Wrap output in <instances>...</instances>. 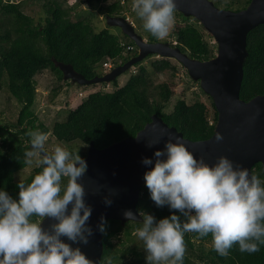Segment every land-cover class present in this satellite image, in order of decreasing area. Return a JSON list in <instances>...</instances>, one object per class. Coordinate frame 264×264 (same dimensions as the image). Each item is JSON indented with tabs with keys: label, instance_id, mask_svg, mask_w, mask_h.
I'll use <instances>...</instances> for the list:
<instances>
[{
	"label": "trees",
	"instance_id": "1",
	"mask_svg": "<svg viewBox=\"0 0 264 264\" xmlns=\"http://www.w3.org/2000/svg\"><path fill=\"white\" fill-rule=\"evenodd\" d=\"M42 1L43 14L35 20L24 11L23 3L0 0V92L6 90L20 106L15 124H0V189L16 198L19 192L17 184L21 181L29 183L41 170L35 166L26 178L16 180V174L28 166L24 154L31 147L30 137L26 135L29 130L51 135L59 142H81L84 145L83 157L87 155L91 142L102 149L134 137L151 122L154 114L191 141L206 140L214 134L218 122L214 102L202 91L199 83L191 80L187 71V78L198 85L209 106L201 101L189 105L180 97L170 107L174 97L170 84L152 87L151 74L143 64H137L136 70L130 69L120 76L130 75L121 87L118 82L120 77L110 83H102L113 85V90L87 94L75 109L68 112L65 121L54 122L51 128L45 126L36 113L37 99L41 95L36 81L39 74L50 72L57 83L64 82L65 87L70 89L72 82L64 80L57 63L71 65L77 73L92 79L105 75L101 67L104 61L110 60L112 66L117 67L130 60L133 54L126 51L127 46L135 44L123 32L118 34L108 28L97 29L94 22L96 11L108 16L119 11L117 6H106L109 0L73 1L84 4L86 9L78 4L66 8L60 0ZM221 1H217V5L239 11L246 8L251 0H229L225 4ZM154 39H151L152 42ZM175 39L176 47L189 53L192 59L206 61L215 55L204 31L197 24H188L182 32L176 33ZM247 51L240 92V98L245 102L264 94V25L248 34ZM150 68L156 74L177 71L166 59L151 61ZM252 173L264 181L260 163L254 166ZM137 208L139 212L152 214L157 220L171 214L167 206H156L146 184ZM139 227L141 224L136 222L122 225L119 221L107 220L106 231L102 233L104 253L101 264L106 261L111 264H147L146 254L135 241L137 236L134 233ZM115 238L126 249L115 251ZM184 239V264H264V245H260L257 252L248 253L241 252L239 245L234 244L227 256H220L213 250L211 234L199 237L197 233L190 232L185 234ZM130 255L131 262L126 260Z\"/></svg>",
	"mask_w": 264,
	"mask_h": 264
},
{
	"label": "clouds",
	"instance_id": "2",
	"mask_svg": "<svg viewBox=\"0 0 264 264\" xmlns=\"http://www.w3.org/2000/svg\"><path fill=\"white\" fill-rule=\"evenodd\" d=\"M175 8V0H132V10L144 29L159 40L169 35ZM190 18L204 31L215 57L217 42L198 20ZM174 41L171 47H176ZM136 47L128 45L126 51L134 56ZM104 63L111 67L105 69ZM112 65L110 60L102 63L104 74L115 68ZM26 135L31 147L24 154L25 162L31 165L35 160L41 170L29 183L17 184L16 198L0 189V264H93L79 247L73 248L62 239L87 244L93 234L86 223L92 208L86 205L85 187L79 182L87 171L86 160L61 144L49 151V137L43 132L29 130ZM222 139V135L216 136L218 142ZM174 140L169 139L163 150L154 153L155 165L144 174L152 201L158 207L167 206L171 212L159 220L139 212L141 227L134 234L143 242L147 264H184V237L190 232L199 237L211 234L213 250L220 256H227L234 244L241 252L259 251V246L264 245V181L225 156L209 165L203 157L197 159L181 137L175 136ZM142 163L152 165L153 160L143 158ZM111 203L105 198L106 205ZM124 217L137 221L131 210L125 211ZM45 218L56 221L47 230L42 227ZM106 224L102 216L100 232L106 231Z\"/></svg>",
	"mask_w": 264,
	"mask_h": 264
},
{
	"label": "water",
	"instance_id": "3",
	"mask_svg": "<svg viewBox=\"0 0 264 264\" xmlns=\"http://www.w3.org/2000/svg\"><path fill=\"white\" fill-rule=\"evenodd\" d=\"M175 5V11L186 18L198 20L215 39L218 46L215 57L206 61L196 60L168 43H146L124 18L108 17V25L119 27L138 47L136 57L92 79L77 73L71 65L56 64L65 81L91 86L115 81L150 55L173 59L212 98L218 112L214 134L202 141L185 138L175 127L168 126L158 114H154L151 122L134 137L102 149L90 143L83 158L87 162V171L79 182L85 187V203L92 208L86 223L93 234L87 244L73 243L66 237L62 239L73 248L79 247L93 264H101L104 253L103 234L98 227L102 216L106 221L115 220L122 225L142 222L137 206L145 184L144 174L154 167V153L163 150L169 139L175 142V136L181 137L188 150L197 159L203 157L209 165H214L219 157L225 156L246 167L250 175H253L254 166L260 163L264 175V94L248 102L240 98L243 67L248 57L247 36L258 26L264 25V0H251L246 8L237 12L221 10L210 0H175ZM218 134L223 136L219 142L216 140ZM143 158L152 159L153 164L144 165ZM105 198L112 200L110 206L105 204ZM128 210L136 215L137 221H128L124 217V212ZM55 222L52 218H45L42 227L47 230Z\"/></svg>",
	"mask_w": 264,
	"mask_h": 264
},
{
	"label": "rangeland",
	"instance_id": "4",
	"mask_svg": "<svg viewBox=\"0 0 264 264\" xmlns=\"http://www.w3.org/2000/svg\"><path fill=\"white\" fill-rule=\"evenodd\" d=\"M15 2L23 3L24 11L35 18V20H39L40 15L43 14V6L42 0H13ZM74 0H60L62 5L64 7L69 6H75L80 2V0H77L78 3L74 2ZM216 7H218L221 10H224L225 8L217 5V3L214 0H211ZM219 1V0H217ZM229 0H223L221 3L225 4ZM243 1V0H242ZM82 2V1H81ZM69 5H68V4ZM81 8L86 9L83 5H79ZM134 12V11H133ZM96 18L95 23L97 24L96 27L98 30L108 28L106 24L104 23V20L101 21V17L99 13L96 11ZM100 17V18H99ZM100 20H99V19ZM183 19H180V16L178 13H174V24L177 26L176 30L178 33L182 32V30L185 29V26L187 24H195L194 21H185ZM178 23V24H176ZM139 27L142 28V24L139 23ZM172 28L174 29V27ZM171 28V29H172ZM183 28V29H182ZM175 30V29H174ZM209 41V39L207 38ZM157 59H150L145 60L143 65H146L149 73L151 74V80H152V87L157 86L159 84L163 83H169L171 86V89L174 93V97L171 100L170 107L174 106L176 100L178 98H184L186 102L191 105L195 103L196 101H201L204 104L209 106V102L202 96L200 93L199 87L197 84H194L190 81V79L186 76V70L175 60H170L171 63L176 67L177 71L173 73L172 71H165L163 73H154L150 68V62ZM135 70V69H134ZM130 75H125L119 78V86L121 87L126 83V81L129 79ZM37 81V87L38 92L41 94L38 97V104L36 108V113L40 117V119L44 122L45 126L51 128L52 124L57 121H65L67 114L70 110L75 109L84 99V97L92 92L103 90V91H112L113 85H103V84H96L91 85L87 87H83L80 85H75L71 83L70 89L66 88L65 85L61 83H57L55 80V76L52 75L50 72L44 71L41 74H39L36 77ZM58 84H60V87H57ZM19 105L16 103L15 99L12 98L6 90L0 92V124L3 125H13L17 122L18 118V112H19ZM49 139L46 142V148L51 151L52 148L56 144H61L64 147H66L70 152L79 153V155L83 158L84 153V145L81 144V142H72V143H65V142H59L51 135H48ZM88 151V150H87ZM37 166L35 163V160L33 164L29 165L22 171L16 174V180H22L26 178L32 171L33 167ZM139 246L143 249V242L140 241L137 237L135 240ZM113 243L116 250H122L126 249V246H123L118 238L113 239ZM130 244V243H128ZM127 244V245H128ZM132 245V244H131ZM143 253H146V251L143 249ZM119 254V253H118ZM128 261L132 259L131 255L126 257ZM133 260V259H132ZM131 262V261H130ZM146 262V258H145ZM111 264L110 261H106L105 264ZM147 263V262H146ZM113 264V263H112ZM116 264V263H114Z\"/></svg>",
	"mask_w": 264,
	"mask_h": 264
},
{
	"label": "flooded vegetation",
	"instance_id": "5",
	"mask_svg": "<svg viewBox=\"0 0 264 264\" xmlns=\"http://www.w3.org/2000/svg\"><path fill=\"white\" fill-rule=\"evenodd\" d=\"M80 1H82V0H80ZM105 4H106V6L107 5L112 6V7L113 6H117L118 7L117 10H119L118 13L115 12V14L112 15V16H108L107 14L106 15H100L99 14L100 17H101V18L99 17L101 19V21L104 20V23L106 24L108 29L113 31L114 33L120 34V33H122V30L119 27L109 26L108 22H107V18L108 17L124 18L129 24H131L133 26L135 32L140 34L142 36V38L148 43L161 42V43H168L171 46L175 43L174 40H175V37H176V33H178L177 30H176L177 26L176 25H175V27L173 26L175 30L172 28L169 31V35L166 38H164L163 40H159L157 38L154 39V36L150 32H148V31H146L144 29L142 20L135 14V12H133V10H132V0H109ZM174 13H178V15L180 16V19H183L185 21H187V20L188 21H195L192 18L191 19L190 18H185L181 13H179L177 11H175ZM139 23L142 24V28L138 26ZM176 24H178V23H176ZM105 29H107V28H105ZM151 39H154L155 41L152 42ZM138 50L139 49L136 47V53L134 54V56H136L138 54V52H139ZM156 58H158V57L157 56H148L146 60L156 59ZM171 60H173V59H171Z\"/></svg>",
	"mask_w": 264,
	"mask_h": 264
},
{
	"label": "built area",
	"instance_id": "6",
	"mask_svg": "<svg viewBox=\"0 0 264 264\" xmlns=\"http://www.w3.org/2000/svg\"><path fill=\"white\" fill-rule=\"evenodd\" d=\"M128 49H130V48H128ZM132 49V48H131ZM111 67V65L110 64H108V63H104V68L105 69H109Z\"/></svg>",
	"mask_w": 264,
	"mask_h": 264
}]
</instances>
